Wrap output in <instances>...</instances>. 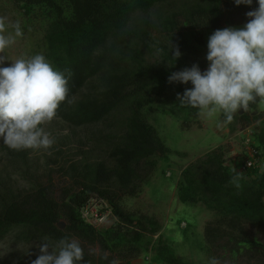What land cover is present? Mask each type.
Returning <instances> with one entry per match:
<instances>
[{
	"label": "trees",
	"instance_id": "16d2710c",
	"mask_svg": "<svg viewBox=\"0 0 264 264\" xmlns=\"http://www.w3.org/2000/svg\"><path fill=\"white\" fill-rule=\"evenodd\" d=\"M12 2L46 24L28 56L44 55L68 79L66 99L52 120L108 131L93 147L100 159L90 160L81 152L79 160L63 166L69 184L59 192L50 182L29 176L30 149L11 150L0 143V242H47L51 250L66 238L80 245V264H131L147 254L155 264H187L162 237L157 219L125 210L121 200L138 195L159 160L183 155L165 145L147 118L166 112L160 102L167 96L185 116L197 111L177 100L191 85L169 84L167 77L193 64L202 70L198 58L208 36L246 23L255 0L251 6H236L233 0ZM158 7L164 12L150 16ZM176 49L181 55L174 59ZM116 115L121 118L114 123ZM236 121L255 122L251 146L264 161V114L234 115L227 123L230 130ZM225 152L213 148L184 167L175 185L177 199L201 204L216 216L205 224L204 242L198 246L207 257L205 264L210 257L219 264H264V169L239 173L226 164ZM92 198L107 202L113 224L96 228L81 217ZM36 257L27 252L17 264H31Z\"/></svg>",
	"mask_w": 264,
	"mask_h": 264
},
{
	"label": "rangeland",
	"instance_id": "374dc122",
	"mask_svg": "<svg viewBox=\"0 0 264 264\" xmlns=\"http://www.w3.org/2000/svg\"><path fill=\"white\" fill-rule=\"evenodd\" d=\"M165 8H155L150 16L164 12ZM0 18L6 24L19 22L23 35L5 50L4 55L9 60H15L20 56H28L31 45L40 38L45 23L32 15H25L12 0H0ZM245 24V23H244ZM244 24L230 25L226 27H242ZM225 28V27H224ZM223 29V28H221ZM9 27L7 32H11ZM206 43L198 59L202 70L206 69L205 61ZM148 60H153L151 57ZM11 62L5 61L3 66H9ZM171 96H167L160 103L164 110L156 111L147 116L148 122L157 130L159 137L165 145L172 150L179 151L183 155L170 154L167 160H159L158 166L142 185L136 197H123L121 204L123 208L132 213H141L152 216L161 224V235L175 250L176 256L187 264H205L207 257L200 251L198 246L203 245V230L207 222L215 219L213 212L205 209L201 204L181 203L176 196V182L181 170L191 162L202 157L213 148L225 149V160L230 163L240 162L247 155L244 146L247 138H252L255 122L245 123L236 121L234 130H230L228 124H222L220 114L208 116L198 110L185 116L172 103ZM243 113L255 115L264 114V100L257 99L256 108L240 111L235 115ZM116 115L112 122L116 123ZM44 131L54 140L48 149L29 150L28 174L43 182H50L56 192L69 184L62 170L67 163L77 161L81 158V152L86 153L90 160L100 159V154L93 149L101 144L99 138L107 133L103 126L90 128H72L61 119H54L42 125ZM99 132L101 134H99ZM102 139V138H101ZM252 140V139H251ZM85 155V156H86ZM232 158V159H231ZM235 159V161H233ZM232 165V164H231ZM264 169V161L258 167V171ZM24 181L19 180L20 185ZM115 222V217L109 211L101 224H93L96 228H106ZM59 227L63 222L58 223ZM39 243L23 245L14 243L8 239L0 242V264H17L18 257L31 252L35 256L39 253ZM151 259V254L142 255L133 260V264H149L145 257ZM116 264H124L117 262ZM159 264V263H157Z\"/></svg>",
	"mask_w": 264,
	"mask_h": 264
},
{
	"label": "clouds",
	"instance_id": "9594fccd",
	"mask_svg": "<svg viewBox=\"0 0 264 264\" xmlns=\"http://www.w3.org/2000/svg\"><path fill=\"white\" fill-rule=\"evenodd\" d=\"M254 0H233L234 5L251 6ZM246 12L247 22L239 28L214 30L207 38L205 61L172 72L169 84H190L177 94L180 106L222 114V124L230 123L236 113L247 110L257 99L264 100V0ZM11 32H7L8 28ZM23 35L19 22L6 24L0 18V143L11 150L48 149L54 140L42 125L56 116L65 101L68 79L42 54L9 60L4 52ZM181 55L174 50V59ZM10 61L9 66H3ZM39 255L31 264H80L83 251L75 241L58 240L50 250L39 245ZM208 264H219L210 257Z\"/></svg>",
	"mask_w": 264,
	"mask_h": 264
},
{
	"label": "built area",
	"instance_id": "2783aa9c",
	"mask_svg": "<svg viewBox=\"0 0 264 264\" xmlns=\"http://www.w3.org/2000/svg\"><path fill=\"white\" fill-rule=\"evenodd\" d=\"M252 138H247L245 141L246 144L244 146L245 152L247 155L244 157V160L240 162V165H237L236 162L230 161V163L226 162L228 166L234 168L237 172L242 173L246 171V169L253 167L257 168L261 164V156L259 155L258 150L251 146ZM232 159V158H231ZM235 161V159H233ZM232 164V165H231ZM110 211L109 206L106 201L102 199L92 198L90 199L81 209V217L90 224H101L103 220L106 218L108 212ZM146 261L149 264H155L151 261V259L146 256Z\"/></svg>",
	"mask_w": 264,
	"mask_h": 264
},
{
	"label": "crops",
	"instance_id": "0c3cea01",
	"mask_svg": "<svg viewBox=\"0 0 264 264\" xmlns=\"http://www.w3.org/2000/svg\"><path fill=\"white\" fill-rule=\"evenodd\" d=\"M131 264H133V261H131Z\"/></svg>",
	"mask_w": 264,
	"mask_h": 264
},
{
	"label": "water",
	"instance_id": "95a60500",
	"mask_svg": "<svg viewBox=\"0 0 264 264\" xmlns=\"http://www.w3.org/2000/svg\"><path fill=\"white\" fill-rule=\"evenodd\" d=\"M125 264V263H124Z\"/></svg>",
	"mask_w": 264,
	"mask_h": 264
}]
</instances>
